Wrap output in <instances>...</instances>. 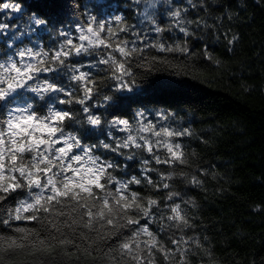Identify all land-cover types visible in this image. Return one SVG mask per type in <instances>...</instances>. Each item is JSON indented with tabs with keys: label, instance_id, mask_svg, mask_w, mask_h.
<instances>
[{
	"label": "trees",
	"instance_id": "16d2710c",
	"mask_svg": "<svg viewBox=\"0 0 264 264\" xmlns=\"http://www.w3.org/2000/svg\"><path fill=\"white\" fill-rule=\"evenodd\" d=\"M21 5L20 13L0 9V22L17 25L23 28L28 17L33 13L49 21L46 28L38 29L35 34L21 37L25 46L40 47L45 50L57 48L64 40L61 32L68 34L74 40L79 33L78 23H85L90 13L98 20H112L114 16L123 18V26L129 31L120 33V39L135 40V46L142 48L145 43L157 41L165 44L187 43L190 56L182 53H160L155 48L145 49L143 56L157 57L151 69L136 67L140 59L131 58L134 77L138 87L131 93L115 92V81L109 79V72L99 68H89L88 65L100 59L95 53L82 54L68 58L67 63L84 65L81 71L91 72L98 81L99 95L91 103L98 104L103 96L122 97L118 105L110 104L102 107L95 114H102L107 120L113 117L128 119L134 124L138 111H143L149 120H157L156 113L171 114L167 126L179 131L187 129L190 133L174 138L185 152L187 164L157 165L147 152L138 149H123L124 155H116L99 148L95 155L104 160L114 161L118 167L109 171L118 180L127 181L132 176L143 180L141 174L142 160L148 159L150 166L157 171L151 172L154 181H159L160 173L175 171L172 180L167 181L170 189L159 190L146 185H130L131 191L138 192L143 197L158 199L161 212L153 209V214L160 220L169 212L164 208L169 204L166 197L168 191H177L181 195L175 203H181L188 216L191 227L177 231L167 228L161 232L160 222L152 223L151 230L167 247H173L171 238L183 235L199 241V247L194 242L187 246L188 264H264V0H193L198 6L189 7L187 0H171L174 6L186 7V19L203 20L208 25L197 29L195 23L189 25L190 37H184L176 29H169L172 23L167 14V5L158 4L155 12L156 24L162 33L152 31L153 25L138 17V9L134 0H0ZM203 6H200V5ZM113 27H119L112 21ZM138 33L140 39L134 36ZM235 37L233 43L230 40ZM133 45L130 43L129 47ZM207 50V55L205 54ZM3 50V45H0ZM119 58V54L116 53ZM211 57V59L208 58ZM166 62H160V61ZM51 76L52 74H44ZM68 75L61 74L60 83L66 89H74L76 95L82 96V89ZM33 95V94H29ZM50 102V101H49ZM65 110L71 109L78 114L82 123L66 122L65 131L77 134L84 145H96L101 140L112 143L115 140L108 137L109 126L93 129L87 125L82 106L79 104L56 105ZM34 108L39 115H45L47 104L37 100ZM87 129V131H85ZM117 139L126 138L127 133L111 129ZM136 153L133 160H127V155ZM162 157L164 150H159ZM186 173L182 177L179 173ZM196 176L201 183H191ZM112 187V186H110ZM24 196L16 194L3 202V207L14 208L18 199ZM191 201V203H182ZM67 210V209H65ZM74 216L76 214H73ZM86 219V217H85ZM144 221H142L143 223ZM19 226L40 228L36 222H15ZM165 224L172 222L163 221ZM70 238L76 239L81 246L86 242L78 237L79 231H87L77 227L73 234L67 229ZM10 229L0 225V233H9ZM90 235L95 236V233ZM131 232L124 230L120 238L130 236ZM146 239V237H142ZM118 242L115 238L109 241V246ZM69 246L68 255L59 250L54 259L57 264H107V261H92L91 257L76 253ZM102 252L108 248L101 246ZM97 255V253H93ZM119 258V257H117ZM179 257H176L178 260ZM53 257L40 254L30 255L19 252L11 257L12 264L27 261L32 264H52ZM176 260L172 264H176ZM157 264H169L162 256L157 255Z\"/></svg>",
	"mask_w": 264,
	"mask_h": 264
},
{
	"label": "snow or ice",
	"instance_id": "6c2138e0",
	"mask_svg": "<svg viewBox=\"0 0 264 264\" xmlns=\"http://www.w3.org/2000/svg\"><path fill=\"white\" fill-rule=\"evenodd\" d=\"M134 2L138 9H142L138 11V17L151 23L152 31L157 34L165 31L155 20L161 0ZM162 2L167 5V14L172 21L169 29H176L184 37H190L192 32L189 25L195 23L197 29L201 25L208 27L203 20L186 19L188 8L174 6L171 0ZM187 4L193 8L198 6L193 0H187ZM0 9L12 13L22 10L21 5L12 2H0ZM85 14L86 22L76 25L79 43L61 32L64 40L52 50H45L43 46L16 47L23 43L21 37L47 27L49 21L39 15H30L23 28L0 22V45H3V50H0V225L10 229L9 233H0V264H12L11 257L19 252L53 257L52 264H57L54 259L57 251L68 255L69 246L75 250L72 255L78 252L91 257L93 262L106 260L107 264H157V255H160L169 264L177 256L179 259L176 264H188L187 246L194 242L199 247V241L183 235L170 237L173 247H167L150 228L156 222H160L161 232L167 228L182 232L192 226L181 203L174 202L181 194L168 191L164 199L170 203L165 204L164 208L169 214L166 217L161 215L157 221L153 209L161 212V202L150 196L143 197L130 189V185H140L142 182L157 190L170 189L171 185L167 181L172 180L175 171L160 173L159 181H154L150 173L157 170L150 166L148 159H143V180L132 176L122 181L109 171L118 165L94 153L103 148L116 155H124L123 149H138L147 152L157 165L166 164L174 168L177 164L188 163L182 145L174 138L190 133L187 129L179 131L167 126L170 113H156L157 120L153 122L143 111H138L134 124L128 119L113 117L107 120L102 114H95L93 109L99 112L100 108L110 104L118 105L122 97L105 95L101 103H91L99 95L98 81L90 71H81L84 65H72L67 61L72 56L95 53L100 59L88 67L106 65L104 70L109 72L108 78L116 82L113 90L131 93L138 87L131 58L140 59L136 67L150 70L158 58L144 57L145 49L155 48L160 53L190 56L189 46L186 42L165 44L157 41L138 48L135 40L119 38L120 33L129 31L127 26H123L121 16H114L112 20H98L90 13ZM112 21L119 27L114 28ZM133 35L140 38L138 33ZM235 39L233 37L229 43ZM130 43L132 47H129ZM208 58L211 59L210 56ZM49 73L52 75H44ZM69 73V79L77 82L79 89H82V96L78 97L74 89H66L60 83L61 74ZM37 100L47 104L45 115H39L35 110L34 103ZM73 103L82 106L86 123L93 129L102 128L104 124L109 126L108 137L115 140V146L103 140L99 144L86 146L77 134L65 131L66 122L82 121L71 109L65 110L56 105ZM111 129L127 133L126 138H115ZM161 149L166 152V156L158 154ZM135 156L136 153L132 152L125 158L133 160ZM179 175L186 177L187 174L181 172ZM191 183L199 185L201 181L193 176ZM16 194L24 198L18 199L14 208L3 207V202ZM165 219L172 223H163ZM15 222H36L40 228L19 226ZM77 227L87 230L78 233L86 246H81L65 231L67 229L76 234ZM125 229L131 235L120 239ZM91 233H95V236ZM113 238L118 242L109 246L108 242L113 241ZM101 246L107 247L108 251L102 252ZM94 252L97 255H93ZM20 264H27V261ZM32 264L37 262L33 261Z\"/></svg>",
	"mask_w": 264,
	"mask_h": 264
}]
</instances>
